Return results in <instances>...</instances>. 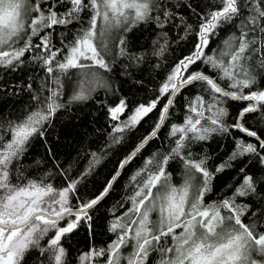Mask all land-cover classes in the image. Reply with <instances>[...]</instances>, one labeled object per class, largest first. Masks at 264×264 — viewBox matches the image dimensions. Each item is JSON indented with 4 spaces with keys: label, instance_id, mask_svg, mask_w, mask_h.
<instances>
[{
    "label": "snow or ice",
    "instance_id": "obj_1",
    "mask_svg": "<svg viewBox=\"0 0 264 264\" xmlns=\"http://www.w3.org/2000/svg\"><path fill=\"white\" fill-rule=\"evenodd\" d=\"M180 7L198 18L195 29L177 11ZM206 7L208 11L195 8L191 0L175 5L170 0H0V68L15 71L25 63L26 53L39 49L46 54L33 59L42 63L54 85H44L47 96L33 94L35 107L22 119L0 121V264H23L32 250H37V264H66L62 238L81 224L91 228L89 211L109 195L122 171L146 145L159 138L176 96L197 83L204 85L202 91L208 99L195 96L186 106L183 123L169 126L167 136L173 139L174 147L159 159L154 153L144 161L131 177L133 183L142 177L128 197L131 206L119 216L113 209L115 218L109 231L116 234V239L107 248L80 255V264H95L98 259H103V264H150L153 253L158 254L156 264H264V226L245 222L242 218L249 213V206L236 202V197L260 195L258 181L246 171L247 165L239 168L242 179L231 198L219 204L204 202L213 176L231 168L234 161L243 163L241 158H254L264 165V138L247 125L249 117L264 121V87L248 63L259 53L260 67L264 68V0H217ZM82 13L88 16L87 27L82 26L63 48L55 49L51 32L45 30L73 24ZM238 18L239 34L233 33L222 41V47L210 53L211 37ZM144 24L161 30L152 42V55L156 56H162L168 46L170 27L183 25L186 34L195 31L197 36L193 50L176 62L157 94L148 103L138 104L125 119L121 116L128 110L126 99L120 98L114 105L101 101L110 120L117 122L111 126L108 147L121 143L126 132L157 111L152 130L117 163L102 189L90 199L81 200L76 190L100 163L97 153L91 154L87 168L75 178L57 164L63 187L49 182L50 173L26 177L20 161L30 141L44 136L45 125L61 108L93 99L98 89L112 91L106 74L113 72L116 55L127 57V67L138 66L146 59V54L132 53L127 40V33ZM113 29L119 32L115 38L111 36ZM33 37L39 42L33 44ZM112 39L118 47L115 54L109 47ZM198 64L202 67L193 70ZM69 69L80 70L81 76L66 105L60 99L57 73L66 74ZM27 87L32 89L31 84ZM229 102L241 105L235 116L226 106ZM234 131L241 135L233 136ZM213 133L231 136L234 144L228 159L214 172L207 167V156L194 160L185 153L188 141H205ZM177 159L183 164V183L179 186L172 183L167 170ZM259 183L264 185V180ZM154 212L158 214L156 220L151 219Z\"/></svg>",
    "mask_w": 264,
    "mask_h": 264
},
{
    "label": "trees",
    "instance_id": "obj_2",
    "mask_svg": "<svg viewBox=\"0 0 264 264\" xmlns=\"http://www.w3.org/2000/svg\"><path fill=\"white\" fill-rule=\"evenodd\" d=\"M172 4H178L180 0H170ZM193 7L208 11L206 5H214L217 0H191ZM182 13L186 22L197 27L198 18L188 9L180 7L177 9ZM247 15V10L244 12ZM87 14L82 13L81 19L73 24L56 26L51 32V44L55 49H61L67 44L83 26L87 27ZM240 19L234 20L231 24L225 25L218 31L217 35L211 37L208 51L217 50L222 47V41L233 33L239 34ZM161 30L148 24L137 26L132 32L127 33L128 47L136 55L146 54V59L138 66L127 67L129 61L127 57L115 56L113 72L107 73L108 82L112 86V91L98 89L93 94V99L86 102L72 103L68 101L73 92L77 90L81 72L78 69H69L66 74L57 73L61 79V102L68 105L61 108L52 118L51 123L45 125L43 137L36 136L30 141L26 153L20 161L21 171L26 177H40L50 173L49 182L55 187H63V177L59 174L60 168L67 170L68 176L78 177L88 166L92 153H97L101 159L94 170L82 180L77 186L76 196L81 200H87L96 195L116 169L117 163L122 160L133 147L147 133H149L157 120L158 112L153 111L149 116L141 121L132 131L124 134V139L119 144H110L109 132L111 126L116 121H111L107 115L106 105L101 101H106L107 105H114L118 99L124 98L128 102V110L121 116L125 119L140 103H148L156 94L158 86L171 72L172 67L179 59L187 56L197 42L195 31L186 34L183 25L180 27H170L168 29V46L162 56L152 55V42L157 39ZM45 33H42L45 34ZM117 29L111 31L113 38L117 37ZM107 40L108 38H104ZM33 44L38 43V38H32ZM98 43L100 41H97ZM115 39L109 41V47L113 48V53L118 52V47H114ZM22 46V45H18ZM41 54V50H33L25 55V63L15 71L0 68V121H18L24 117L26 112H30L35 107L32 100L33 94L47 96L48 91L44 85H51V77L47 74L42 63L33 57ZM58 56L57 59H61ZM87 63V62H86ZM250 70L257 75V79L264 87V68L260 67V54L253 55L248 62ZM201 65L194 66L201 68ZM203 70L209 72L207 67ZM139 81L140 83H137ZM31 84L29 90L27 85ZM223 86V82H221ZM204 85L197 83L187 87L176 96L175 105L169 114V120L160 130L159 138L152 140L141 153L122 171V174L110 191L109 195L94 209L89 211L92 217L91 228L87 223L81 224L70 234L62 238L61 243L67 251L66 264H80L79 256L89 252L91 249H102L116 239V234L109 231L111 222L115 215L119 216L128 207L130 202L128 197L134 194L136 184L140 183L142 177L136 183L131 182L132 175L142 167L144 161L154 153H158L157 159L167 154L174 147L172 138L167 136L171 124H181L187 114V105L195 96L203 95L208 99L207 93L203 92ZM231 114L235 116L236 108L241 105L229 102ZM210 115V113H205ZM206 123V121H202ZM247 125L257 131V134L264 138V121L258 118L249 117ZM241 135L233 132V136ZM250 140L252 138H249ZM234 147L231 136L213 133L205 141L187 142L185 153H190L191 158L198 160L207 156V167L210 171H215V167L227 160ZM54 157V158H53ZM234 161L231 168H226L223 172L216 173L211 180V191L206 193L204 202L207 205L219 204L223 199L232 197L235 188L239 186L242 174L239 168L247 165L246 171L252 174L258 181L257 187L260 195L236 197L237 204H247L249 213L242 219L247 223L256 222L258 226H264V185L259 181L264 180V165L259 164L254 158H241ZM168 172L172 176V183L179 186L183 183V164L177 159L168 165ZM155 191V190H154ZM77 203L76 199H72ZM123 205V207H121ZM254 213V215L252 214ZM226 214V212H225ZM151 219H158L157 213L151 214ZM62 224L64 222H61ZM179 231V230H178ZM52 233H49V236ZM48 237L41 241L45 244ZM130 251V248L125 250ZM37 250H32L26 254L23 264H37ZM158 254L153 253L150 257V264H156ZM85 264H88L86 261ZM95 264H103V259H98Z\"/></svg>",
    "mask_w": 264,
    "mask_h": 264
},
{
    "label": "rangeland",
    "instance_id": "obj_3",
    "mask_svg": "<svg viewBox=\"0 0 264 264\" xmlns=\"http://www.w3.org/2000/svg\"><path fill=\"white\" fill-rule=\"evenodd\" d=\"M98 23L100 24V26H103V22L102 21H98ZM257 259H259L258 257H256Z\"/></svg>",
    "mask_w": 264,
    "mask_h": 264
},
{
    "label": "water",
    "instance_id": "obj_4",
    "mask_svg": "<svg viewBox=\"0 0 264 264\" xmlns=\"http://www.w3.org/2000/svg\"><path fill=\"white\" fill-rule=\"evenodd\" d=\"M130 152V151H129Z\"/></svg>",
    "mask_w": 264,
    "mask_h": 264
}]
</instances>
